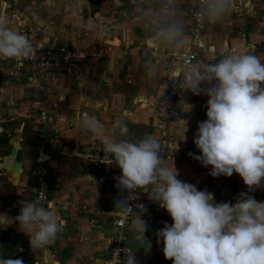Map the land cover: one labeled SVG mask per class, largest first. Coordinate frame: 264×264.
Segmentation results:
<instances>
[{
    "label": "crops",
    "instance_id": "1",
    "mask_svg": "<svg viewBox=\"0 0 264 264\" xmlns=\"http://www.w3.org/2000/svg\"><path fill=\"white\" fill-rule=\"evenodd\" d=\"M23 2L0 0V16L6 17L9 26L28 36L32 43L74 53L80 60L81 72L73 78L76 81L67 77L42 82L17 71L25 59L0 58V162L11 154L14 145L10 140L14 135L19 136L17 142L23 149L17 179L11 170L0 166V214L15 217L19 215L20 201L35 200V172L42 166L47 175L48 206L54 207L65 222L57 239L37 250L31 248L28 235L19 230L18 223L0 226V257L20 258L24 264H106L115 242L113 223L120 211L115 205L124 193L116 180L121 170L116 165L112 170L107 168V178L101 183L98 177L105 174L104 169L88 163L84 155L103 152L102 141L107 137L138 141L148 135L155 136L160 145L165 142L174 147L177 142L178 147L200 155L193 136L198 123L207 119L208 97L184 88L186 66H180L181 62L177 95L180 119L163 127L150 124L152 117L153 122L157 120L154 103L168 86L173 71L171 67L162 69L163 64H173L172 57L184 51L196 54L191 65L214 63L221 53L234 48H247L264 60V0H237L227 19L216 25L205 23L196 41L187 32L195 0H77V16L69 12L75 3L61 0L59 9L66 20L59 21L49 19L61 18L51 15L50 9L47 14H38L36 2L20 5ZM162 6L182 21L187 37L182 49H173L152 38L154 28L149 21L153 10ZM67 18H77V27L67 30ZM132 87L139 96H130ZM131 102H135L133 107L129 106ZM68 107L73 110L72 116L68 115ZM74 114L77 129L70 120L75 119ZM85 115L99 121L98 132L81 126ZM117 119L127 125L126 135L120 134ZM71 141L75 145H70ZM11 158L13 164L14 157ZM161 159L162 166L177 169L181 181L213 193L215 202L235 203L241 192L264 201L256 189L249 191L238 174L213 177L209 174L211 166H202L189 153ZM152 187L138 188L134 193L135 214L139 213L146 222L144 236L133 232L132 221L124 231L126 240L148 239L150 249H128L124 264L133 254L138 264H172L164 258L162 241L157 242V230L172 220L151 198ZM155 247L158 256L154 254Z\"/></svg>",
    "mask_w": 264,
    "mask_h": 264
},
{
    "label": "clouds",
    "instance_id": "2",
    "mask_svg": "<svg viewBox=\"0 0 264 264\" xmlns=\"http://www.w3.org/2000/svg\"><path fill=\"white\" fill-rule=\"evenodd\" d=\"M237 0H196L195 18L200 24L223 23L236 7ZM149 23L152 38L173 49L186 43L182 21L166 6L154 9ZM35 52L31 40L14 30L6 17L0 16V58L30 59ZM175 75V74H174ZM184 88L207 99V119L198 123L193 141L200 155L189 152L202 166H211L210 175L238 174L249 191L264 181V60L247 48L221 53L208 64L186 66ZM204 85V87H201ZM120 134L127 125L115 122ZM81 126L98 132L99 121L83 116ZM186 139L187 123L183 129ZM103 152L109 154L121 170L117 186L134 192L152 185V199L166 210L172 223L157 230V242L172 264H264V201L241 192L235 203L215 202L214 194L198 190L193 184L178 179V171L163 165L161 145L153 135L138 141L107 137ZM178 149V144L174 145ZM116 209L130 212L128 199L117 200ZM18 223L29 237L33 250L52 244L65 226L52 206L40 199L20 201L19 215L0 214V226ZM133 227L144 236L146 222L137 213ZM0 264H24L20 258H2ZM126 264H138L129 255Z\"/></svg>",
    "mask_w": 264,
    "mask_h": 264
},
{
    "label": "built area",
    "instance_id": "3",
    "mask_svg": "<svg viewBox=\"0 0 264 264\" xmlns=\"http://www.w3.org/2000/svg\"><path fill=\"white\" fill-rule=\"evenodd\" d=\"M196 4V0H195ZM196 6L194 7L192 14V24L188 31L192 39L196 41L201 32L205 29V24H200L195 18ZM35 52L30 59H25L23 64L17 66V71H21L25 75L29 76L35 80H41L43 82L52 81L61 78H77L81 72L80 60L76 58L72 53L67 52L63 48L59 49H49L44 46L34 45ZM196 54L189 51H184L178 55V59L181 62L182 67L191 65ZM181 68L177 67L172 71V75L169 79V85L167 90L158 99L156 105V116L157 120L155 123L156 127H163L171 121H176L180 118V108L178 104L177 95L180 90V76ZM175 74V75H174ZM184 148V147H183ZM178 147H171L165 142L161 144L160 155L161 156H181L183 154L189 153V150ZM198 152L199 149H197ZM85 159L88 163L98 165L102 167L105 174L98 177L99 182H104L107 178L106 169L110 170L116 165L115 161L110 157L109 154L104 152H91L86 153ZM36 174V187H35V199H40L44 205L47 207L50 203L48 182L46 170L39 166ZM136 191V190H135ZM134 192H129V190L124 189L122 198L128 199L131 204L130 212L126 213L119 211L116 219L114 220V228L112 234L115 237V242L112 244L109 257L106 264H124L125 257L128 248L122 246L121 242L126 239L125 229L130 225L133 215L136 212L135 195Z\"/></svg>",
    "mask_w": 264,
    "mask_h": 264
},
{
    "label": "rangeland",
    "instance_id": "4",
    "mask_svg": "<svg viewBox=\"0 0 264 264\" xmlns=\"http://www.w3.org/2000/svg\"><path fill=\"white\" fill-rule=\"evenodd\" d=\"M30 1H34V2H36L37 4H38V6L37 7H35V8H38V14H47V13H49V9H50V14L51 15H55V16H59V17H61V18H49V19H52L53 21L55 20H57V21H59V20H66V18H63L62 17V13H61V11H62V9H59V4H60V1L61 0H50L51 1V3L49 2H45V1H43V0H24V2L23 3H20V5H22V4H24V3H30ZM66 2H69V4H73L72 2H74L75 4L73 5V6H71L70 8H69V12L72 14V16H77V0H65ZM21 2V1H20ZM44 9V10H43ZM64 15V14H63ZM65 16V15H64ZM70 16V15H69ZM48 19V20H49ZM77 18H67V21H70L69 23H66V29L68 30V29H73L74 27H77L76 25H77V20H76ZM55 24L56 25H59L60 24V22H55ZM73 25H74V27H73ZM122 26V25H121ZM189 29V28H188ZM187 32L189 33V31L187 30ZM33 44V46L36 44V43H32ZM48 48V47H47ZM52 48H57V46L56 47H52ZM72 54H74V53H72ZM76 58H77V56L76 55H74ZM172 60L173 61H175L173 64H172V62H164V64H163V67H162V69H164V70H168V67H171V71L172 70H174L173 68L174 67H178L179 66V64H180V60L178 59V57L177 56H173L172 57ZM171 73V72H170ZM170 75H169V78H168V80H167V84L169 85V79H170ZM67 79H73V78H67ZM39 81H41V80H39ZM73 81H76L75 79H73ZM43 82V81H42ZM167 84H166V86H167ZM133 88V87H132ZM167 88H168V86L165 88V90L163 91V93L167 90ZM131 90V89H130ZM130 90H128L127 91V93L130 91ZM82 91H85V90H82ZM131 92H132V94L130 95L131 97H134V96H139V92H138V90L136 89V88H133L132 90H131ZM86 93H87V91H86ZM162 93V94H163ZM59 93L57 92V93H55V95H58ZM162 94L159 96V98L162 96ZM158 98V99H159ZM158 99L155 101V103H154V105H155V108H154V110L156 109V105H157V101H158ZM57 102H59L58 100H57ZM134 103L135 102H131V104L129 105V106H132L133 107V105H134ZM129 108V107H128ZM77 109V108H76ZM68 110H70V114H68V115H70V116H72V113H73V110L70 108V107H68ZM76 116V117H75ZM71 118V117H70ZM74 118L75 119H73V117H72V119H70L71 120V122L73 123V127L75 128V129H77V115L76 114H74ZM180 119V118H179ZM178 119V120H179ZM74 120V121H73ZM177 121V120H176ZM153 117L151 118V125H153ZM153 128V127H152ZM154 130V129H153ZM136 132V131H135ZM67 145V144H66ZM70 145H75V143H74V141H71V143H70ZM64 155L66 156V157H69L70 158V156L69 155H67V153H64ZM77 156V155H76ZM161 157V156H160ZM166 157V156H165ZM174 159H175V157L176 156H172ZM263 184H264V181H262V183H261V186H259V187H257V188H255L256 190H257V195H259V196H264V188H262V186H263ZM263 190V191H262ZM166 218V217H165ZM157 221H159V219H157ZM167 222V221H166ZM134 231H136V232H138V230L135 228H133V232ZM153 251H154V254L156 255V256H158V255H160V253H159V250L155 247V248H153Z\"/></svg>",
    "mask_w": 264,
    "mask_h": 264
},
{
    "label": "water",
    "instance_id": "5",
    "mask_svg": "<svg viewBox=\"0 0 264 264\" xmlns=\"http://www.w3.org/2000/svg\"><path fill=\"white\" fill-rule=\"evenodd\" d=\"M40 114L41 111H38ZM23 128V124L21 126V129ZM19 139L18 135H14L13 138L10 140V143L14 145L11 154H9L6 158H4L0 162L1 169L3 170H11L12 176H19L21 172V164L23 160V149L18 144L17 140ZM11 157H14L13 164L10 163ZM122 246L128 248V249H142L147 250L150 249V241L143 237H137L133 240H123L121 242Z\"/></svg>",
    "mask_w": 264,
    "mask_h": 264
},
{
    "label": "bare ground",
    "instance_id": "6",
    "mask_svg": "<svg viewBox=\"0 0 264 264\" xmlns=\"http://www.w3.org/2000/svg\"><path fill=\"white\" fill-rule=\"evenodd\" d=\"M14 178H15V179H17V178H18V176H14ZM12 179H13V178H12Z\"/></svg>",
    "mask_w": 264,
    "mask_h": 264
}]
</instances>
